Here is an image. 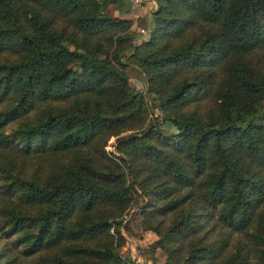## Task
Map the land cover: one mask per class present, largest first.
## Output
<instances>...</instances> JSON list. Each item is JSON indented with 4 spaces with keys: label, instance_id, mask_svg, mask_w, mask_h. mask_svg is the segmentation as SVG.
Masks as SVG:
<instances>
[{
    "label": "trees",
    "instance_id": "obj_1",
    "mask_svg": "<svg viewBox=\"0 0 264 264\" xmlns=\"http://www.w3.org/2000/svg\"><path fill=\"white\" fill-rule=\"evenodd\" d=\"M156 1L163 34L204 32L168 49L154 31L139 45L118 0H0V233L12 242L0 264H139L120 253L132 197L165 264H249V251L264 264V0ZM132 57L149 68L146 94L129 84ZM191 63L225 70L204 112L180 114L204 88L170 83ZM156 107L118 140L121 163L91 151ZM166 123L176 132H159Z\"/></svg>",
    "mask_w": 264,
    "mask_h": 264
},
{
    "label": "rangeland",
    "instance_id": "obj_2",
    "mask_svg": "<svg viewBox=\"0 0 264 264\" xmlns=\"http://www.w3.org/2000/svg\"><path fill=\"white\" fill-rule=\"evenodd\" d=\"M157 10L158 4L156 0H118V8L114 12V15L121 20L128 21L127 29L124 30L125 32H122H124V34H128L129 36H135L139 45L145 41H150L151 34L154 31L157 32L158 36L156 44L167 46L168 49H172V47L186 42L185 39L191 40L193 37H197L204 32L203 26L198 23V26L190 29L188 34L186 32L180 38L173 36L169 31H166L163 34L162 30L158 26V23L161 21L158 20V17L155 13ZM60 20L61 19L58 20L57 17L55 18L56 25H59ZM107 34L114 37L113 39H116L118 36H121L122 33L120 30H117L110 31ZM107 47L110 46L107 45ZM126 49H130V45L128 43L126 45ZM257 56L262 58L264 62V49L258 52ZM217 65L218 64H214L211 67L195 68V64L191 63L188 65H180L175 68L172 78L170 79V83L174 84L184 77H196L197 81L204 82V88L201 89L199 93L183 102L180 106L173 108L174 110L180 114H190L193 112H204L207 109V106L212 102L213 99L212 93L218 85L225 70L223 65ZM73 66L75 67V70H79V66L75 64ZM148 70V66L143 62H140L139 59L133 57L130 58L127 66L125 67V71L129 79V84L133 90L141 92L142 94H146L148 88L146 82ZM166 86L167 84H164V87ZM150 96V104L153 106L157 105L158 99L152 94H150ZM262 110H264V102ZM154 116H162L160 108H155L154 115L150 113L146 114L144 124L139 129H126L120 134L116 136H109L108 138L104 137L106 135L104 134L96 141L94 144L95 146L91 149V151H95V155H99L100 159L110 158L114 162L121 163L118 158L119 154L116 151L118 140L131 134H138L142 132L148 123L147 120L152 119ZM256 121L264 124V119L262 118H257ZM159 132L163 134H170L176 132V129L172 126V124L166 123L160 127ZM100 155H103V157ZM31 171L32 170L29 172ZM131 199V203L127 205L123 215L120 218L122 219L120 230L124 237V244L120 248V253L123 256H129L132 261L138 262L139 264H165L167 253L155 245V241L159 239V236L151 230H146L142 224L144 215L141 213L138 204L142 203L144 198L136 197L133 199L132 197ZM171 217H162L164 226L169 223ZM207 226L210 228L208 231L214 227V231L211 232L212 235L210 237V241L220 240L221 235L228 233L227 230L221 229L218 225H213V221L209 222ZM231 235V246H234V243L238 240L243 241L241 235H238L237 233ZM3 244L12 245V242H10V238H3L2 233H0V248L3 246ZM245 254L246 261L249 262V264H253L255 256L250 251Z\"/></svg>",
    "mask_w": 264,
    "mask_h": 264
}]
</instances>
